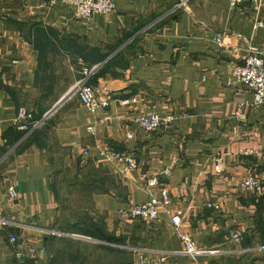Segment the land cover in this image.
<instances>
[{
  "label": "crops",
  "instance_id": "obj_1",
  "mask_svg": "<svg viewBox=\"0 0 264 264\" xmlns=\"http://www.w3.org/2000/svg\"><path fill=\"white\" fill-rule=\"evenodd\" d=\"M181 1L115 0L114 13L94 16L88 29L61 1L0 0V264H52L54 239L71 237L49 231L82 235L76 228L85 222L123 241L126 264L162 254L165 264H264V191L241 188L246 177L264 182V109L230 84L234 66L252 51L264 54V27L255 28L264 0L239 8ZM95 65L91 83L109 106L92 113L72 91L83 67ZM149 110L173 117L172 125L145 132L136 117ZM106 147L135 153L137 170L124 177L102 156ZM164 189L171 202L156 222L122 216ZM176 210L184 213L179 233L216 252L183 254L170 219ZM14 236L36 256L18 260ZM104 244L96 256L116 264V245Z\"/></svg>",
  "mask_w": 264,
  "mask_h": 264
},
{
  "label": "built area",
  "instance_id": "obj_2",
  "mask_svg": "<svg viewBox=\"0 0 264 264\" xmlns=\"http://www.w3.org/2000/svg\"><path fill=\"white\" fill-rule=\"evenodd\" d=\"M52 2L61 1L66 3L75 10L77 17L83 19L88 26V29H92L93 17L96 15L109 16L115 11V0H51ZM232 7L239 8L245 3L251 2L260 5L259 0H228ZM186 0H182L179 7L185 6ZM152 26V25H151ZM149 26L148 28H150ZM154 25L151 27L153 28ZM264 27L263 22H257L255 28ZM219 43H223V35L217 37ZM101 65H95L93 67H83L81 73L82 78L75 85L72 94L77 96L81 104L92 113H97L100 109L109 106L108 101H103L99 97L98 90L91 80L95 73L100 69ZM233 80L231 85H243L253 95V106L262 107L264 109V54L260 51H252L250 55L245 59L241 65L234 66L232 70ZM61 105L59 103L55 108ZM54 110V109H53ZM53 110L47 112L43 119L34 123L35 128H41L46 120L54 113ZM32 116L26 112H22L20 119H31ZM173 117H161L154 110H149L140 113L136 117L137 125L149 134L157 133L167 129L172 125ZM89 131L94 134L95 129L89 128ZM134 134L128 135L131 139ZM102 156L110 161L116 163L120 168L121 174L124 177H129L138 168V159L135 153L128 151L115 150L114 148L106 147L102 151ZM243 154L249 155L250 151H244ZM221 158H218L217 169L220 170ZM170 169H166L164 174H169ZM159 184V178L155 177L150 181V186H156ZM241 188L244 191L251 193H260L264 191V182L255 176L246 177L241 181ZM18 191L16 187H10L8 196L12 199L18 198ZM171 202L169 193L166 189L162 190L161 198L152 197L148 202L142 204H135L129 209L122 212V216L127 219H141L147 223H154L158 220L160 211L164 207H167ZM212 208H218L216 204L209 205ZM182 210H176L171 213V223L179 233L181 227ZM49 234L52 237L65 238L76 237V235L64 233L58 230H51ZM182 242L184 243L183 254L192 258H197L202 255L213 253L200 250L196 243L192 240L187 233H179ZM232 238L235 243L242 244L244 241L242 233H232ZM11 243L15 247V257L18 260H24L26 257H35L37 250L27 244L21 243L17 237L11 238ZM167 255L162 254L159 257L153 259L149 264H165L167 261ZM135 264V263H133Z\"/></svg>",
  "mask_w": 264,
  "mask_h": 264
},
{
  "label": "rangeland",
  "instance_id": "obj_3",
  "mask_svg": "<svg viewBox=\"0 0 264 264\" xmlns=\"http://www.w3.org/2000/svg\"><path fill=\"white\" fill-rule=\"evenodd\" d=\"M259 2L261 1L259 0ZM56 110L57 108H54L53 112L55 113ZM120 247L115 246L113 248L116 249V264H126L124 251ZM52 248V264H98L96 259H100V264H105L104 255L96 256V249H107L108 245L104 244V241L91 240L86 236L77 234L76 237L67 239H54Z\"/></svg>",
  "mask_w": 264,
  "mask_h": 264
},
{
  "label": "trees",
  "instance_id": "obj_4",
  "mask_svg": "<svg viewBox=\"0 0 264 264\" xmlns=\"http://www.w3.org/2000/svg\"><path fill=\"white\" fill-rule=\"evenodd\" d=\"M41 119L42 117L38 121H40ZM76 230L79 231L84 236L96 238V240H100V241L109 242L116 246H124L122 240L105 237L102 231L97 226L95 227V230H93L92 225L89 224L88 222H85L82 227H77Z\"/></svg>",
  "mask_w": 264,
  "mask_h": 264
}]
</instances>
